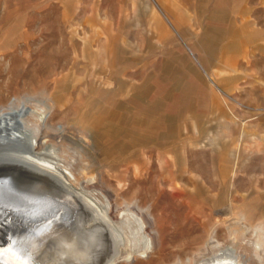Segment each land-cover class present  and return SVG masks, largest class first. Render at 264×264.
<instances>
[{
    "label": "rangeland",
    "instance_id": "obj_1",
    "mask_svg": "<svg viewBox=\"0 0 264 264\" xmlns=\"http://www.w3.org/2000/svg\"><path fill=\"white\" fill-rule=\"evenodd\" d=\"M163 1L0 0V106L48 102L74 140L41 152L62 153L108 214L8 222L3 197L0 227L29 264L105 263L115 249L116 264H183L209 241L264 264V0H166L172 13ZM16 176L21 209L57 197L32 169ZM98 219L94 249L83 239Z\"/></svg>",
    "mask_w": 264,
    "mask_h": 264
},
{
    "label": "bare ground",
    "instance_id": "obj_2",
    "mask_svg": "<svg viewBox=\"0 0 264 264\" xmlns=\"http://www.w3.org/2000/svg\"><path fill=\"white\" fill-rule=\"evenodd\" d=\"M56 99H58V97H56ZM32 101L28 99H26L25 101L14 100L10 104L0 106V170L6 166L1 160L2 151L7 150V147L13 148V150L15 151L14 153L15 158L11 162L14 164L13 165L14 172L12 175L7 173L0 174V188L6 186L7 182L14 181L17 175L16 173L26 172V170L32 169L33 172L37 174L39 173L46 180H49L52 183L54 182L55 184L54 186L57 188V190H52V193L53 192L57 193L56 194L57 197L56 198L50 197L49 199H46V201L40 203L38 202L37 204H33V205H27V207L24 209H21L20 208L21 203L19 204L16 201L15 203L12 204L13 210L8 211L7 214H4L5 218H7L8 222H10L9 219L11 218L15 220L16 218L17 219L20 218L21 222H24L25 220L32 222V221H38L44 219L46 217L54 216L59 221L61 220L67 222L72 217H74L77 208L80 206L81 208H83L84 212L88 213L86 214L89 215L90 217H92L93 215L94 217L95 215L100 217H105V216L107 217L108 214L106 213V211L101 210L96 203L87 200L85 198L86 196L83 197V195L80 194L75 189L69 175H67L66 173L67 171H69L68 167L66 166L65 163H64L65 165L63 164L62 158L59 159V157L61 156L60 154L62 153L59 154L56 150L55 151L53 150V152H51L52 156L51 154L47 156L44 155V151L41 152L42 149L47 147V146L45 147V144L47 143L49 138L54 139L55 142L54 144L58 145L59 147L65 146L66 141H73L74 138L68 132H66L63 126H52L49 123L51 119L50 116L51 106L48 104V102L39 101L38 105L32 108L31 107V105H33L31 104ZM55 103L53 105H56ZM59 107L60 109L62 108L60 102H59ZM33 114L39 117L38 123H36L31 118ZM50 143L52 144L53 142ZM58 154L60 155L59 157ZM33 178L34 177H32V179ZM40 178L37 177L38 181ZM51 188L53 189V187ZM51 188L49 187L50 190ZM2 198L3 197H0V202L2 201ZM219 214L221 213L219 212ZM101 219L103 220V218H100V220ZM100 220L98 219L99 222ZM108 221L109 219L106 220L107 224L109 223ZM99 222L98 223L95 222V224L89 225V228L85 227L86 224L84 225V228L85 229L87 228L86 230L87 235L84 237L83 242L89 245L90 248L99 249V247H101L100 241L102 238V233L104 229H106V227L105 225H103L104 223L103 221L102 224L101 222L100 223ZM46 224L52 226L53 221H48ZM59 227H58L59 229L66 230L67 223L66 224L63 223ZM111 228H112L111 231H113V233L115 234V239H114V245H115V243L117 244L118 242L121 241L122 235L116 229L115 226H111ZM112 242L109 244H112ZM6 244L7 246L3 247ZM214 245H215L214 242L209 241L206 243V246L203 248L204 251L198 252L193 255L186 253L185 258H180V259H182V261H184L183 259H185V262L183 264H241L239 259L232 251L226 249L221 253H218L214 251L213 249ZM116 253H118L117 249H115V252L111 254L112 256L110 257V259L107 260L105 263L96 260L91 264H116L115 261ZM0 264H29L24 258L19 256L13 249L9 247V241L7 239V230L4 227L3 228L0 227Z\"/></svg>",
    "mask_w": 264,
    "mask_h": 264
},
{
    "label": "water",
    "instance_id": "obj_3",
    "mask_svg": "<svg viewBox=\"0 0 264 264\" xmlns=\"http://www.w3.org/2000/svg\"><path fill=\"white\" fill-rule=\"evenodd\" d=\"M14 153H15V151L13 150V148H9V147H7V150L2 151V154H1L2 159L1 160L3 161L4 165H6V166L3 169L0 170V174H2V173H7V174H10V175L13 174V172H14L13 165L14 164L11 163V162L15 158L14 157ZM21 173L22 172L16 173V174L18 175V174H21ZM16 178H17V176H16ZM16 178H15L14 181L7 182V185L3 186V188H0V197H5V198H7V200H12L14 202L17 201L18 203H23L22 201H24V200H22L20 194L19 195L18 194H9V190L11 188H13L14 185H15ZM6 246H7V244L4 245L3 247H6Z\"/></svg>",
    "mask_w": 264,
    "mask_h": 264
},
{
    "label": "crops",
    "instance_id": "obj_4",
    "mask_svg": "<svg viewBox=\"0 0 264 264\" xmlns=\"http://www.w3.org/2000/svg\"><path fill=\"white\" fill-rule=\"evenodd\" d=\"M173 3H174V2H173ZM173 3H172V2L169 3L168 1L164 0V1H163V7H164V9H165L167 12L172 13V11H174L175 8H178V7H173ZM191 52H192V51H191ZM174 57H175V61L178 62V61H179V56L175 55ZM197 62H198V63H201V61H199V59H197ZM156 78L161 79L158 75L156 76ZM155 84H156V83H155ZM146 90L148 91V93H151V92H152L154 95H157V94H158V91H159L157 85H155L154 87H151L149 81L147 82Z\"/></svg>",
    "mask_w": 264,
    "mask_h": 264
}]
</instances>
